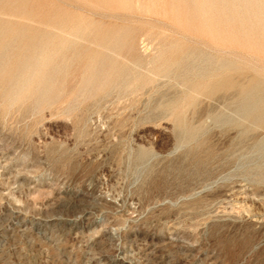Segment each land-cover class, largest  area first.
Segmentation results:
<instances>
[{
    "label": "rangeland",
    "instance_id": "374dc122",
    "mask_svg": "<svg viewBox=\"0 0 264 264\" xmlns=\"http://www.w3.org/2000/svg\"><path fill=\"white\" fill-rule=\"evenodd\" d=\"M142 1L0 0V264H264V0Z\"/></svg>",
    "mask_w": 264,
    "mask_h": 264
},
{
    "label": "bare ground",
    "instance_id": "6f19581e",
    "mask_svg": "<svg viewBox=\"0 0 264 264\" xmlns=\"http://www.w3.org/2000/svg\"><path fill=\"white\" fill-rule=\"evenodd\" d=\"M131 1L132 0H130V2ZM133 1L135 3H136V1L138 2V0H136V1L133 0ZM140 1H142V0H140ZM146 1L147 0H144L145 4L139 3L140 4L139 5L140 7L137 6L138 9L141 8V10H143L142 4L145 7H146V3L148 5V1L149 0L147 2ZM153 1H155V0H153ZM158 1H161V0H158ZM203 1H205V0H203ZM135 3H133L134 4V7H136V4H137V3L136 4ZM153 3H154V6H155L156 3L155 2H152V4ZM194 4H195V2H194ZM150 5H151V3H150ZM163 5H164V1H163L162 6ZM175 5H176V2H175ZM130 6L132 7L131 4H130ZM157 7H160V5L158 4ZM162 8H164V7H162ZM146 10L147 11L149 10V11L146 12L145 9H144V12L143 13L145 14V12H146L147 14H149V12H150L151 9L146 8ZM155 10L156 9L154 8L153 12H156L157 11V13H158V11H159V13H160V10H156V11ZM161 12L164 13V11H161ZM138 13H139V11H138ZM151 13H152V10L150 12V15L151 16H153V15L156 16L157 15L156 13H153V14H151ZM167 14H165V15H167ZM167 17H168V15H167ZM53 30L55 31L54 28H53ZM58 31H60V30H58ZM69 37H71V36H69ZM153 41H155V40H153ZM156 42H154V43H156ZM155 45H154V47H156V48H154L152 44L150 46H152L154 49H157L158 44L156 46ZM160 46H159V49H160ZM139 47H141V46H139ZM153 48H151V49H153ZM148 52H147V56L150 55V52L153 53L151 50H150L149 54H148ZM157 52H158V49H157ZM159 52L161 53L162 52V49ZM222 52H224V51H222ZM224 54H225V52H224ZM151 57L153 59L155 57V55L153 54V56L151 55ZM186 57H187L188 62H189L185 66L186 73H194V71H196V72H198L199 75H211L213 73H218V72H222V71H227V70L233 69L232 63L230 61H218V59L216 57L212 56L209 53H199V54H195V52H189L186 55ZM162 72H163L162 73L163 75H169V71L167 69L163 70ZM245 77H246V74H245ZM216 88H219V89H235L236 90L235 98H234V101H233V106H234V117H235V119H237V121L239 120L241 122L242 121L243 122H248L249 123V127H252L253 129H256L258 131L264 127V79H259V78H256V77H250V78H247V80L245 82H239V81H236V80H233V79H230V78H225V79L219 81V83L217 84ZM223 121L224 122H232V119L231 118H224ZM180 127L182 128L183 135L185 136V138L187 140H192L199 133V128L194 127L192 125H184V124H181ZM257 146H258V150L262 151V153L264 155V138L258 143Z\"/></svg>",
    "mask_w": 264,
    "mask_h": 264
}]
</instances>
